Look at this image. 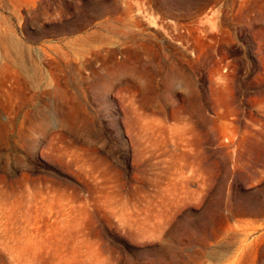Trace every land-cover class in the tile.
Segmentation results:
<instances>
[{
  "label": "rangeland",
  "instance_id": "obj_1",
  "mask_svg": "<svg viewBox=\"0 0 264 264\" xmlns=\"http://www.w3.org/2000/svg\"><path fill=\"white\" fill-rule=\"evenodd\" d=\"M0 264H264V0H0Z\"/></svg>",
  "mask_w": 264,
  "mask_h": 264
}]
</instances>
